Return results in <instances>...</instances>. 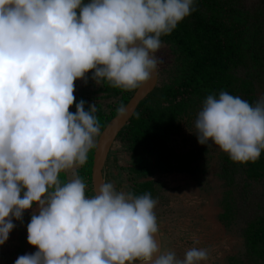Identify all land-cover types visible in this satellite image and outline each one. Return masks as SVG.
Returning <instances> with one entry per match:
<instances>
[{"label": "clouds", "instance_id": "1", "mask_svg": "<svg viewBox=\"0 0 264 264\" xmlns=\"http://www.w3.org/2000/svg\"><path fill=\"white\" fill-rule=\"evenodd\" d=\"M195 9L193 0H0V245L36 206L27 242L38 249L15 264H197L161 253L150 193L117 192L110 182L85 195L84 181L62 172L87 162L100 128L95 104H74V82L90 71L123 91L149 81L162 61L161 37ZM124 113L122 105L117 109ZM198 144L232 162L255 163L264 150V97L210 94L195 120ZM211 142V143H210Z\"/></svg>", "mask_w": 264, "mask_h": 264}, {"label": "trees", "instance_id": "2", "mask_svg": "<svg viewBox=\"0 0 264 264\" xmlns=\"http://www.w3.org/2000/svg\"><path fill=\"white\" fill-rule=\"evenodd\" d=\"M88 2L84 0L85 4ZM261 2L248 7L243 0H193L195 11L171 34L161 37V43L169 46L176 61L168 83L155 88L139 103L130 122L117 137L134 160V165L129 168L132 174L140 178L167 173L194 174L190 163L196 159L197 152L193 150L180 156L169 146V140L179 132L180 117L194 111L208 95L215 94L218 98L221 91H226L253 106L258 102L255 86H264V6H260ZM240 69L243 70L241 75ZM88 74L92 77L91 71ZM103 87L104 92L117 100L110 106L108 115H104L99 106L93 113L100 131L135 91L114 88L106 81ZM75 98L72 113L80 100L85 101V111L89 110L82 93ZM93 149H90L85 165L76 172L87 187L88 197L93 196L90 188ZM110 158L109 154L106 172ZM220 160L218 177L230 193L238 191L240 182L245 193L251 182L264 179V150L255 163H234L226 153L221 154ZM112 161L116 164L114 157ZM59 179L62 183L67 182L64 172L60 173ZM108 181L105 179V183ZM136 186L139 190L134 189V193L140 196L152 190L151 181ZM224 202V212L219 218L226 227L236 209L234 203ZM242 236L248 261L264 264V213L256 212L248 219ZM22 255L23 251L19 250L18 257Z\"/></svg>", "mask_w": 264, "mask_h": 264}, {"label": "rangeland", "instance_id": "3", "mask_svg": "<svg viewBox=\"0 0 264 264\" xmlns=\"http://www.w3.org/2000/svg\"><path fill=\"white\" fill-rule=\"evenodd\" d=\"M243 1L248 7L260 1H263L260 6H264V0ZM155 55L162 61L157 66V87H161L168 83L170 70L175 66L176 61L171 49L164 43ZM242 73L243 70L240 69L239 75ZM85 79L86 83L82 80L74 82V96L77 97L82 93L86 97L87 105L95 104L96 107H100L104 115H108L111 111L110 106L117 98L104 92V81L96 85L88 73ZM255 88L259 101L264 97V86L259 88L255 86ZM202 107L203 102L190 114L180 117L179 132L169 140V146L180 156L193 150L197 152L196 159L190 163L191 169L195 171L194 174L167 173L137 177L129 171L134 165L130 152L116 139L109 153L111 158L108 163V182L113 184L115 190L131 192L135 196H140L134 193V189L139 190L137 184L152 182V190L145 193H150L157 201L154 212L162 240L161 253L171 251L175 253L177 259H184L186 251L191 248L206 249L207 259L197 264H253L248 261L242 234L248 219L254 213H264V179L251 182L246 186L245 193L242 192L243 185L240 182L237 186L238 191L233 190L230 193L229 188L218 177L220 156L223 152L215 145L208 149L206 146H201L195 136V120ZM71 108L70 112L73 111ZM97 136L94 137V145ZM112 157L116 159V164L112 161ZM76 169L79 167L64 173L66 180L68 178L67 181L71 180L74 174L76 175ZM87 192L86 187V196ZM224 200L234 203L236 209V214L230 218V221L228 220L230 223L226 227L219 218L224 212ZM33 207L35 212L36 206ZM33 210H26L22 221L13 219L15 227L9 234L7 242L0 245V264H15L18 258L17 249L22 250L28 243L26 237L30 220L24 221V219L32 216ZM30 213L33 214L29 215ZM29 248L32 253L37 249Z\"/></svg>", "mask_w": 264, "mask_h": 264}, {"label": "water", "instance_id": "4", "mask_svg": "<svg viewBox=\"0 0 264 264\" xmlns=\"http://www.w3.org/2000/svg\"><path fill=\"white\" fill-rule=\"evenodd\" d=\"M157 81L158 70H156L149 81L135 89L127 104L124 106L125 112L117 113L113 116L100 131L94 145L91 162L90 188L93 195H95V188H98L100 184L105 183L104 169L113 143L117 139L121 130L130 122L139 103L146 99L154 89L157 88ZM156 239L158 244L160 242L161 251L162 240L160 233H158ZM135 264H140V262H135Z\"/></svg>", "mask_w": 264, "mask_h": 264}, {"label": "crops", "instance_id": "5", "mask_svg": "<svg viewBox=\"0 0 264 264\" xmlns=\"http://www.w3.org/2000/svg\"><path fill=\"white\" fill-rule=\"evenodd\" d=\"M76 170H78V169H76ZM65 173V172H64ZM67 180H68V178H67ZM32 210H33V208H32ZM36 211H37V209H36ZM35 211V212H36ZM33 212H34V210H33ZM31 214H33V213H30L29 215H31ZM28 217V216H27ZM26 217V219H24V221H28V220H31V216H29L28 218ZM27 223V222H26ZM26 239H27V237H26ZM24 248L22 249V251H23V255H25V254H31L32 252H31V250H30V248L29 247H33V246H31V245H29L28 243H26L24 246H23ZM35 247H33V249H34ZM20 249H17V251H19ZM36 251H38V249H36L35 250V252Z\"/></svg>", "mask_w": 264, "mask_h": 264}, {"label": "flooded vegetation", "instance_id": "6", "mask_svg": "<svg viewBox=\"0 0 264 264\" xmlns=\"http://www.w3.org/2000/svg\"><path fill=\"white\" fill-rule=\"evenodd\" d=\"M98 137V136H97ZM116 141V140H115ZM115 144V142L113 143V145ZM112 145V146H113ZM112 148V147H111ZM111 151V150H110ZM109 156V155H108ZM104 175H105V179H107L108 180V172H106L105 170H104ZM145 182H147V181H145ZM117 191V190H116ZM117 192H119V191H117ZM138 262V261H137Z\"/></svg>", "mask_w": 264, "mask_h": 264}]
</instances>
